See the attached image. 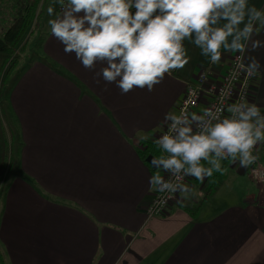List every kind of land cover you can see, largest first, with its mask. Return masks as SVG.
<instances>
[{
  "label": "crops",
  "instance_id": "0c3cea01",
  "mask_svg": "<svg viewBox=\"0 0 264 264\" xmlns=\"http://www.w3.org/2000/svg\"><path fill=\"white\" fill-rule=\"evenodd\" d=\"M39 51L24 57L8 94L23 146L20 171L1 201L7 264H264V192L238 163L221 162L227 174L216 188L209 177H193V195L179 194L164 216H147L156 192L149 177L167 173L140 152L149 144L159 152L151 155L162 154L154 140L165 113H178L187 83L202 70L223 71L237 52L213 65L189 45L188 62L153 91L122 95L114 83L107 91L102 79L96 83L95 70L65 53L50 30ZM240 55L264 64V48ZM252 100L264 103V69Z\"/></svg>",
  "mask_w": 264,
  "mask_h": 264
},
{
  "label": "clouds",
  "instance_id": "9594fccd",
  "mask_svg": "<svg viewBox=\"0 0 264 264\" xmlns=\"http://www.w3.org/2000/svg\"><path fill=\"white\" fill-rule=\"evenodd\" d=\"M49 6V30L65 53L93 72L96 83L115 84L120 93L135 88L153 91L166 73L183 68L189 45L213 65L229 52L243 54L264 48V7L253 0H54ZM103 66L96 70V65ZM264 64L254 55L238 60L219 88L217 102L202 112H166L167 130L154 143L161 155L152 166L163 169L149 177L160 193L155 203L193 195L186 177L204 181L225 171L229 160L246 168L256 159L254 148L264 143V103L233 95L232 84L254 74Z\"/></svg>",
  "mask_w": 264,
  "mask_h": 264
},
{
  "label": "trees",
  "instance_id": "16d2710c",
  "mask_svg": "<svg viewBox=\"0 0 264 264\" xmlns=\"http://www.w3.org/2000/svg\"><path fill=\"white\" fill-rule=\"evenodd\" d=\"M44 2V0H0V23L4 27L0 33L3 40V46L0 47V103L2 101L1 97L4 96L3 87H7V95L5 98L6 106L8 94L21 71V69H15L21 58V51L26 45L25 41L39 29L42 21H44L43 19L47 17V5ZM6 14L10 15V20L5 27ZM47 34L48 32H46ZM46 35L43 37V40ZM0 139L1 209V201L5 197L9 185L17 177L16 171H20V151L23 146L18 128L15 126V121L10 116L9 111L2 110L0 113ZM146 147L145 150L140 152L144 161L151 154H159L158 149L156 150L154 146L150 147L147 144ZM226 171L225 168L223 173L217 171L213 173L212 177H209V183L212 184V188H216L225 180ZM0 264H7L5 253L1 247Z\"/></svg>",
  "mask_w": 264,
  "mask_h": 264
},
{
  "label": "built area",
  "instance_id": "2783aa9c",
  "mask_svg": "<svg viewBox=\"0 0 264 264\" xmlns=\"http://www.w3.org/2000/svg\"><path fill=\"white\" fill-rule=\"evenodd\" d=\"M238 60H243V58L240 54H235L232 56L229 65L223 71L217 72L213 69H205L199 72L192 82L187 83L183 99L178 106V112L181 109H184L189 113H199L205 108L214 106L217 102L219 88L226 82V78L228 77L230 70ZM255 79L256 73H245L241 78L234 81L232 84L234 89L233 95L231 99L226 100L225 103H230L232 100H236L238 96H245L247 99L252 100ZM201 106L204 107L203 110H200ZM165 130H167V124L164 126V129L160 132V134H162ZM253 151L257 159L244 169L252 181L255 182L260 189H264V143L256 146ZM166 176L167 174L165 177ZM188 178L189 177L185 178V183L188 182ZM160 195L161 194L157 191L155 192L151 205L147 209V216L149 218L166 215L172 204L176 202L179 197L178 193H173L167 198V203L161 206L155 203L159 200Z\"/></svg>",
  "mask_w": 264,
  "mask_h": 264
},
{
  "label": "rangeland",
  "instance_id": "374dc122",
  "mask_svg": "<svg viewBox=\"0 0 264 264\" xmlns=\"http://www.w3.org/2000/svg\"><path fill=\"white\" fill-rule=\"evenodd\" d=\"M44 1H45L44 3L47 5V8L49 6L56 7V4H54V0H44ZM50 18H52V17H50L48 12H47V17H45L43 19L44 21H42V24L39 27V29H37V31H35L32 35H30L29 38H27V40L25 41L26 45H25L24 49H22V51H21V58H20V60L18 62V65H17L15 70L19 69L23 65L24 57L27 60L30 57H35V56L39 57L41 55L40 54L41 50L39 51V49L42 47L43 37L46 35V32H48V30H49V25H48L47 22H48V20ZM9 20H10V15L6 14V22H5V25H4L5 27L7 26ZM2 25L3 24L0 23V30H3V28H4ZM47 35H46V37H47ZM0 36H1V34H0ZM45 38H44V40H45ZM3 88H4V91H3V93H4L3 95L4 96L1 97V99H2L1 103L2 104L0 103V113L2 112V110L8 112L7 106L5 104V98H6V95H7V87H3ZM188 181L191 182V183H195L194 182V178L193 177L190 178V176L188 178ZM248 186L249 187L251 186V188H252V182L251 181L250 182L248 181ZM253 188L255 189L254 185H253ZM257 188L259 189V191L264 192V189H260L258 185H257Z\"/></svg>",
  "mask_w": 264,
  "mask_h": 264
},
{
  "label": "water",
  "instance_id": "95a60500",
  "mask_svg": "<svg viewBox=\"0 0 264 264\" xmlns=\"http://www.w3.org/2000/svg\"><path fill=\"white\" fill-rule=\"evenodd\" d=\"M152 157H153V155H149L147 158H146V162L153 168V169H156V168H154L153 166H152V163H151V161H152Z\"/></svg>",
  "mask_w": 264,
  "mask_h": 264
}]
</instances>
